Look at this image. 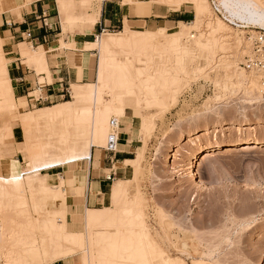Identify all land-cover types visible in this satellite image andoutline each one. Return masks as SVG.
I'll return each mask as SVG.
<instances>
[{
  "label": "rangeland",
  "instance_id": "1",
  "mask_svg": "<svg viewBox=\"0 0 264 264\" xmlns=\"http://www.w3.org/2000/svg\"><path fill=\"white\" fill-rule=\"evenodd\" d=\"M101 1L95 0L94 2ZM208 2L212 16H214L213 18L228 23L216 9V0H208ZM92 4L83 7L75 3L69 8L74 16L73 21L69 20L73 22L71 24L69 23L73 25L71 26L72 30H80L81 28L78 27L80 24L85 26L87 22L85 15L89 13L87 11L93 8L91 7ZM165 5L166 1L164 4L155 3L152 6L164 7L166 10L171 11L169 6ZM83 10H86V12ZM188 10L193 13V22L196 17L193 6H188ZM192 22L190 23L192 24ZM87 24L89 23L87 22ZM230 26V32L234 36L242 39L243 45L245 46H242L243 49L242 47L240 49L234 48L233 52L235 53L230 58V62L232 63L231 68L226 69L223 63H221L226 59L223 52L215 51L216 58L210 63L209 53L203 52L202 60H199L195 65L191 66L196 72L195 69L200 65L203 67L202 73L197 71L195 78L194 76L184 77L183 80L185 82L183 81V84H181L182 87L180 86L181 88L179 90L181 91H178L175 106H169L170 100L169 102L166 100L168 104L167 108L170 107V110L167 112V108H161L162 106L164 107L161 104H153V107L157 106L155 108L151 105L150 107L147 106V109H145L146 105H143L145 106L144 115L152 119L156 124L149 138L147 133H144L142 130L141 119L135 116L133 110L129 109L127 111L128 119L124 120L125 125L119 128L120 132L129 133L130 140L136 142L135 146L138 149L133 159L137 158L138 154L143 151L145 157L137 171L136 166L126 164L125 166L128 169L126 178H118L112 181L111 186L113 187L118 181H133L131 185L133 187L132 198L139 195L144 200V215H142L143 217L141 216V219L136 220L140 222H136V225L134 224L135 221H133L132 224L136 226L132 227L128 224L129 220H125L128 217L124 219V223V220H119V217H122L123 214L118 213V221L115 219L117 224H112L111 222L112 225L107 223L108 225L103 224L88 227L85 221L72 217L71 214L75 212V208H69L68 213H70V216L67 219L68 231L81 235L82 247L74 246L76 251L72 256L52 263L49 261L50 263L48 264H63L71 257H75L76 264H84L85 261L88 264H105V257L113 264H127L129 261L123 259L122 252L119 255H121L122 258H120L123 260H118V255H115V257L112 252L113 250L110 251L111 254L104 252L109 251L108 247L109 249L113 247L110 246V241L116 237H111V235L114 236L112 234L114 230L118 229L123 234L119 236L118 241L120 242L121 240L119 247L122 245L124 247L126 242H128V245L131 243L130 241L132 243L134 242V237L128 234L130 226L134 232L137 230L134 235L138 237V231L140 234L143 231L141 226V222L143 221L145 227L150 232L151 239H154L152 240L154 241L152 242L153 246L148 245L151 244V241L146 244V241H143L142 235H140L142 242H145V244L141 242L140 244L146 246L147 249L146 247L144 249L143 246L139 247L137 239L139 238L138 240H140V237H138L134 242L136 244L134 247L136 250L134 251L136 254L142 251L150 254L147 259L150 263L152 262L151 264H159L156 259H151V248L157 243L168 252L170 257H173L180 264H264V145L246 148L231 147L219 153H212L211 156L201 158L196 164L197 180H191L188 176L191 167V157L197 151L205 150L210 146L219 144L237 145L243 140L250 138L264 141V93H260L261 96L258 91L255 92L250 88L249 83L244 84L236 79H230L232 73L238 75L246 72L245 74L249 77L262 76L260 78L262 83H264V74L262 72L260 73L258 71V73L257 70L246 69L243 66L246 57L252 51V44L248 39V35L255 36L256 34L253 31L257 29H240L231 24ZM190 27L188 26L185 29L188 34L195 36V38L193 39L190 36L188 38L186 37L184 44L199 54L194 47V40L200 37L201 34L204 36H208L209 34L206 32V29L201 28L195 30L193 27ZM168 29L170 33L180 30L179 25L172 26ZM183 29L181 28V31ZM122 30L101 32L96 38H93L92 43H95L97 48L92 50L95 57L93 60L94 80L91 83L97 82L101 55L98 44L101 40L103 41L107 37L109 38V36L111 37ZM151 44L156 48L159 47L160 50H156V48L155 50H153L154 48L144 50L142 48L145 46L144 43H133L127 48V52L134 54L149 51V54L154 55L155 70L162 68L169 69L170 65H168L167 61L164 40H154ZM246 44L250 46L248 47ZM2 55L7 59L5 50H3ZM235 68L239 70H235ZM150 71H147V73L149 74ZM37 72L39 73L38 70ZM5 79V77L0 75V83L4 82ZM70 93L71 97L67 96L54 104L36 105L35 103H27L26 108H23L24 110L22 109L21 111L22 113L37 112L47 107L72 101V88L70 89ZM34 94L31 96L32 99L40 98V93ZM148 107L151 109H148ZM19 116L20 113L17 110L11 111L8 115H0V178L1 176H12L15 169L23 170L26 165L25 158H23L18 149V143L24 142V132L21 129L20 122L17 121ZM151 116H154V118ZM116 119L114 116L111 117L112 122ZM9 128L14 131L15 140H11L10 136H8ZM111 129L112 134L114 128L112 127ZM203 131H210L212 133L211 137L209 136L207 139L197 142V144L188 143L185 140L186 136L202 133ZM3 133L4 136L6 134L5 137L2 136ZM145 134L146 136L144 137ZM216 135L218 139H216ZM107 141L108 139H106L104 145L103 143L96 145L92 148V151H96L97 154H101L102 156L108 147ZM144 141L147 142L146 147L143 146L145 145ZM85 163L88 168L89 161L87 160L75 162L61 168H55L52 171L40 168L36 174L45 176L48 172H63L64 178L68 180L67 183L70 186H82L85 185L84 180L86 174L83 173ZM96 169H98L97 166ZM70 180L73 181L69 182ZM110 189L108 190L109 201L106 207L113 208L110 200ZM38 190V184L35 183L33 193L29 191V187L26 185V193H19L22 196L16 194L18 199L13 195L12 199L7 198L6 202V196L5 198L0 196V221L2 228L5 229V231L3 230V234L5 235L3 251L5 254L4 259L2 258L1 260L3 264H28L31 257L30 254L32 253L29 252L30 245H32L30 244L32 238H35V241H33L34 245H36L33 249V255L43 250L41 246L43 243L41 241H44L42 238L44 232H41L42 228L45 227L43 220H46L47 216L49 220L55 218L56 216L54 217L51 212L54 214L55 211L53 210L60 208V206H54L51 209L52 211L50 210L51 212L46 211L48 210L46 209L47 207L43 208V205L45 206V199H43L42 193L40 191L38 192ZM40 193L44 203L40 199ZM32 194L33 196H31ZM24 195L27 201H24L26 200L23 198ZM33 197H35V201ZM19 198H23L22 202ZM20 202L22 206L19 205ZM25 202H28V204ZM23 203L26 206H23ZM35 207L40 209L37 210L39 212H41V209H45L44 211L47 215L43 210V215L39 212L37 213L38 215L35 214ZM85 207L86 209H91L90 207L84 206V215L86 214ZM47 212L51 215H48L49 213ZM133 213L136 215L135 211ZM134 214L133 217L135 218L136 216ZM39 216L46 218L43 217L44 219L42 218L41 221ZM124 216L126 215L124 214ZM29 217L33 218L29 219ZM129 217L132 218V215ZM30 220L31 224L28 223ZM36 220L39 223L42 222L43 227L38 225L39 223ZM56 221L63 222L60 218L58 220L56 219ZM32 222L36 226H40L41 229L38 226L35 229L36 232L30 229L33 226ZM110 228H113V231ZM38 229L41 230V233H39ZM31 230L34 231L33 233L35 235L37 234L36 236L34 235L35 237L32 235ZM88 230L89 232H87ZM118 233L116 232V234ZM108 236L111 237L110 240H108ZM125 236L127 239H125ZM89 237L90 240L92 239L91 241ZM123 241L125 242L124 244ZM64 246L66 250H68L67 248L73 249V245L71 247L70 245ZM126 249L123 251H128ZM114 250L117 251V248H114ZM84 253L87 255L85 256L86 259L84 258ZM107 254L109 256H104ZM123 254L125 253L123 252ZM125 258L127 259V257ZM83 259L85 260L84 262ZM147 259H140V261H142V264H147ZM109 261H106V263L110 264ZM136 261H139V259ZM129 264H135V261L129 262Z\"/></svg>",
  "mask_w": 264,
  "mask_h": 264
},
{
  "label": "bare ground",
  "instance_id": "2",
  "mask_svg": "<svg viewBox=\"0 0 264 264\" xmlns=\"http://www.w3.org/2000/svg\"><path fill=\"white\" fill-rule=\"evenodd\" d=\"M29 1L31 2L32 0ZM57 1L60 6L59 7L61 10L60 12L62 13L60 14L62 15V17H64L62 23H64V28H65L67 24L69 27V23L70 24L73 23L69 21L70 17L72 16L70 13L71 11L69 12L70 10L69 8L73 6V4L78 3L83 7L84 6L87 7L90 6L95 0H79V1L57 0ZM165 1H166L165 6L168 5L169 9L175 12L181 10L188 11V6H193L196 16L195 20L192 22V24L180 23L179 24L180 30L174 33H170L169 32L170 30L168 28H160L156 30H147V29L144 30L142 28H135L127 23L122 31H119L118 33L112 35L111 37L107 35L109 36V38L107 37L103 41L101 40L100 43L98 42L99 43L98 49L100 47L101 55L99 54L100 60H99L97 82L88 83V84L85 83L83 84V82L82 84H73L71 85L72 101H67L52 107H47L37 112L31 111V112L22 113L21 110L23 109V106L19 105L18 102L16 101L15 88L13 86L12 80L9 75V67L11 66L13 60L6 59L2 55L5 46V41H3L0 38V75L6 78L4 82L0 83V115L3 116L8 115L11 113V111L14 110L19 111L20 116L17 119V121L20 122L21 129L24 132V142L18 143V149L20 154L23 156V158H25L26 161V165L23 170L15 169L12 173V176L10 175L9 177L1 176L0 196H3V198H5L6 196L5 200L7 202V198L12 199L13 195L17 197L16 194L24 193L26 185L29 187V191L30 192L32 191L33 193L34 185L35 183H37L39 189L38 192L40 191L42 193V196L44 197L42 198L45 199V206L43 205V208L47 207L46 209L48 210L46 211H50L54 206L56 205L60 206V208L53 210L55 211L54 214L51 212L52 210L50 211L54 217L56 216L55 218L49 220L48 219L49 217L47 216V219L45 220L44 218L46 217L43 216L44 217L43 218L39 216L41 221L42 218L44 219L43 225L45 227L42 226V222H40L41 223L40 224L36 220L39 223V224L37 223L38 225L45 228L44 231L43 228L41 231L39 230L41 229L40 226L37 225L39 227L38 229L39 233L41 232L45 233V235L43 233L42 236L44 241H41L43 242L41 245L43 247V250L42 251L39 250L41 252L39 253L37 252V254L33 255L34 252L33 249L35 248L36 245H34L35 238H32L31 239L32 241H30V244L32 245H30L29 248V252L30 253L32 252L30 254L32 258L30 257L31 260L29 259L28 264H48L50 262L52 263L56 261H61L72 256V254L76 251L75 247H80V246L82 247L81 235L76 233H70L68 231L67 219L70 216V213H68V208L66 206V198L68 196V192H66L65 190L66 183L63 179L64 177H62V175L59 174L54 175L53 173H49V172L45 176L37 175L36 173L38 169L44 168L46 170L52 171L55 168L65 167L75 162L87 161V160L89 161L91 157L92 148L100 143H103L104 145L106 139H108L109 141L112 130L111 117L114 116L117 118L116 121H118V127L121 128L125 125L124 120L128 119L127 111L129 109L133 110L135 116L141 119L142 130L144 133H147V136L149 138L150 135L153 133L156 124L152 119L144 115L145 106L143 105H146L145 109H147V106L150 107V105L152 106L153 104L154 105L161 104L164 105V107L162 106L161 108H167L168 107L167 101L169 102L170 100L169 106H175L177 103V95L179 93L178 91H181L179 89L182 87L181 84H183L184 77L194 76L195 78V73L197 71L199 73H202L203 67H201L200 65L197 66V68L195 69L196 72L194 71L193 68H191V66L195 65V63H197L199 60H202L203 52L209 53V57H210L209 63L216 58L214 53L215 51H221V53L223 52V54H225L226 59L223 60L221 63H223L224 68L226 69L231 68L232 63L230 62L231 61L230 58L235 53L233 52L234 48L236 47L240 49L244 45L242 39L234 36L230 32L231 30L230 24L240 29H248V28H254L255 30L264 29V0H216L215 2L216 9L218 10V12H220L221 15H223V17L229 24L224 21H220L217 19L215 20V18H213L214 16H212V12L208 0H152L151 5H154L155 3L164 4ZM70 2H72L73 4ZM125 2L126 3L132 2V0H125ZM72 17L73 18L71 21L74 20V16ZM85 18L87 19V22L90 25H95L99 17L97 13H93V14L87 13L85 15ZM188 26L189 27L192 26L195 30H199L201 28L206 29V32L209 34L208 36H204L203 34H201L200 37L194 40V47L196 51L199 52V54L195 53L192 49L188 48L184 44V39L186 37L188 38V36H190L193 39L195 38V36L188 34V32L186 31ZM181 28L184 29L181 31ZM67 29L68 28H66L65 30ZM159 39H162L165 42L167 61H168V65H170L169 69L162 68L159 70H155L154 55L149 54V51L138 52L134 54L132 53L129 54L127 52V48L133 43H144L145 46L142 47L144 50L152 49V48H154L153 50H155L156 47H154L151 44V42ZM61 45L62 48H69V49L77 48L73 44L66 45L64 43H61ZM247 46L249 47L250 45ZM95 48H97V45L95 43H89L84 46V49L87 51H92ZM158 49L159 47L156 48V50ZM20 55L24 60L27 61V63L30 66H36L39 73H46L49 76V71L45 59L46 54L42 49L36 51L32 48L31 43L30 45L23 44L20 46ZM237 69L235 68V70ZM149 70H151L152 72L150 71V73L148 74L147 71ZM83 71L84 68L80 66L79 67L80 76L83 74ZM245 73H241L238 75L232 73L230 79L232 78L233 80L236 79L244 84L249 83L250 88L253 91L255 92L258 91L259 94L260 93L263 94L264 83H262L260 78L262 76L257 75V76L249 77ZM149 107L148 109H151ZM169 108H167V112L170 110ZM151 117L154 118V116ZM4 133L2 135L3 137L6 136V134L4 136ZM8 134L11 140H15L14 131L11 128H9ZM211 134L212 133L210 131H203L202 133H197L195 135H188L185 137V140H187L188 143L197 144V142H201L202 140L207 139L209 136L211 137ZM145 136L146 134L144 135V137ZM215 137L216 139H218L217 135ZM144 139L146 140V138ZM144 142L143 143L145 145L143 146L146 147L147 142L146 141ZM263 145H264V141L257 140L256 138H250L243 140L241 143H238L237 145L219 144V145L210 146L205 150L203 149L197 151L191 157V167L188 176L191 180H197L196 164L199 162L201 158L203 157L206 158L208 156H211L212 153L215 152L219 153L231 147L246 148V147L263 146ZM144 157H145L144 151L140 152L137 158H135V160L128 161L126 162V164L136 166V171H137L142 165V161L144 160ZM135 181H136V177H135ZM132 184H133L132 180L118 181L117 183L114 184L110 193V200L113 208L106 207L99 210H93V209H86L85 207L86 214L84 215L83 213L84 205L82 202H80V204H78L75 207V212L71 214V216L78 218L81 221H85L86 225L90 227L93 225L100 226L107 223L112 225L113 223H116L115 219H117L118 217L117 214L121 213V215L122 214L123 215L122 217L121 216L119 217V220L120 219L124 220L126 217H128L125 219V220L127 219L129 220L128 224H130L132 227L136 226L137 225L136 222H140L136 220L141 219V216L144 215L143 210L145 209V207H144V200L139 195L132 198L133 195V190H132L133 187L131 186ZM41 193H40V199H41ZM25 195L23 198L26 199L24 201H27ZM19 196H22V194L21 195L19 194ZM31 196H33V194ZM22 199H20L21 202ZM33 200L35 201V197H33ZM21 202L19 203V205L22 206ZM25 203L28 204V202ZM25 203H23V206L24 205L26 206ZM38 209L37 208L35 209L36 210V213L34 211L35 214L39 212L37 211ZM42 210L46 214V212L44 211L45 209H41V212L39 213H42L43 215ZM133 211L136 212V215L133 213ZM51 214L49 213L48 215ZM124 214L126 216H124ZM133 214L134 216L137 217V219H135L136 217L135 218L133 217ZM128 215L129 216L132 215V218L129 217ZM30 218L33 217H29V219ZM59 218L62 219L63 222L56 221V219L58 220ZM133 221H135L134 224L136 225L132 224ZM28 223L31 224V220L30 222L28 221ZM32 223L33 226L30 227V229L35 230L37 226L34 222ZM131 226L130 229H128L130 230L129 231L130 233L128 231L127 232L128 234H131V236L134 237L133 238L134 242L138 237H140V235H142L141 237L143 238V241H146V244L147 242L151 241L150 242L151 244L148 245L149 246L152 245V242H154L152 240L154 239H151L152 237L147 227H145L144 221L141 222V226L143 229L139 227L140 225H138V227L143 230L142 231L140 229L142 231L141 234L138 231V235H137L138 237H135L134 235L137 230H135L134 232L133 230H131L132 229ZM111 229L113 231V228H110V230ZM3 230L5 231V229L2 228V223L0 221V264H3L1 260L5 254L3 251V245H5L4 244L5 235L3 234ZM89 230L87 232H89ZM118 231L119 230L117 229L114 230V232L112 233L114 236L111 235V237H115V236L116 237L113 238L112 241H110L111 245L108 244L107 242L108 245L113 246L115 249L117 248V251H115L113 247L112 249L111 248L109 249L108 247L109 251L104 253L111 254L110 251L113 250L112 251L113 255L114 256L118 255L117 256L118 260L125 259L128 260L129 262L135 261V264H139V263L142 264V261H140V259H145V258L147 259V257L149 258L150 254L144 251L136 254L134 251L136 250V248H134L136 244L134 242L132 243V241H130L131 243L129 245L127 244L128 242L125 243L123 241V244L125 243L124 247H122L123 245L119 247V245H121V240L119 239L120 240L119 242L118 238L120 235L123 234L120 231L119 233L121 234H119ZM33 232L34 231H32V233ZM116 232L119 235L116 234ZM32 235L34 236L35 233H33ZM111 237L108 236L107 237L108 240H110ZM141 237L140 240H138L139 238L137 239L138 241L137 243H139V247L145 244V242H142ZM125 239H127L126 236ZM140 242L143 244H140ZM64 245H68V246L70 245V247L73 245V249L67 248L68 250H66ZM143 247L145 249L146 246ZM37 248L39 247L37 246ZM120 248H122L121 249L122 251L120 250ZM123 248H125L128 251H123L125 250ZM151 250H152L151 259H156V261L159 264H180L179 262L177 263V261L173 257H170L168 252L165 249H163L160 245H158V243L155 244L154 247L151 248ZM123 252L125 254H123ZM85 253H84V258L85 256H87ZM120 253L123 259H121L122 257L121 255H119ZM109 254L104 256H109ZM125 257H127V259ZM138 259L139 261H136ZM84 261L85 260L83 259V262ZM106 261L109 260L106 259L105 257L104 259L105 264H107ZM129 262H127V264H129ZM148 263L151 264L152 262L150 263L148 260L147 264Z\"/></svg>",
  "mask_w": 264,
  "mask_h": 264
},
{
  "label": "crops",
  "instance_id": "3",
  "mask_svg": "<svg viewBox=\"0 0 264 264\" xmlns=\"http://www.w3.org/2000/svg\"><path fill=\"white\" fill-rule=\"evenodd\" d=\"M29 2L0 0V38L5 41L7 59L13 60L9 75L15 88L16 101L23 108L30 103L34 93H40L42 99L54 104L67 96L71 85L91 83L94 80L92 62L95 54L85 50L84 46L92 43L93 38L101 32L124 29L127 23L147 30L170 28L180 23H190L194 17L189 10L173 12L164 7L152 6L151 0H132L128 3L125 0H102L94 2L91 6L93 8L87 11L88 14H98L96 24L89 25L86 22L85 26L78 25L80 30H72L70 24L64 28V17L57 0ZM60 42L73 44L77 48H62ZM30 43L34 50L42 49L45 52L49 76L46 73L39 74L36 66H30L21 57L20 46ZM80 66L84 68L81 76ZM135 144L130 140L129 133L121 131L116 152L105 150L102 156L96 151L91 152L88 168L85 165L83 169L86 174L85 185L70 186L68 180L63 178L68 192L67 208H75L80 202L93 210L106 207L109 201L108 190H112L111 182L126 178V162L135 160L133 156L138 149ZM53 174L64 177L63 172ZM63 264H76V259L71 257Z\"/></svg>",
  "mask_w": 264,
  "mask_h": 264
},
{
  "label": "built area",
  "instance_id": "4",
  "mask_svg": "<svg viewBox=\"0 0 264 264\" xmlns=\"http://www.w3.org/2000/svg\"><path fill=\"white\" fill-rule=\"evenodd\" d=\"M255 34V36L248 35V39L252 44V51L251 54L246 57L243 66L246 69L257 70L264 74V29L256 30ZM67 96L71 97V93L67 92ZM30 103H35L36 105L52 104L49 100H44L41 97L39 99L30 98ZM112 127L114 128V132L109 138L106 150L109 152H116L120 143V131L116 120H113Z\"/></svg>",
  "mask_w": 264,
  "mask_h": 264
}]
</instances>
